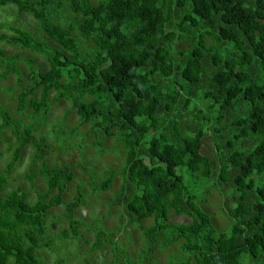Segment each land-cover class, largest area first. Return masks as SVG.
Wrapping results in <instances>:
<instances>
[{
    "label": "trees",
    "instance_id": "obj_1",
    "mask_svg": "<svg viewBox=\"0 0 264 264\" xmlns=\"http://www.w3.org/2000/svg\"><path fill=\"white\" fill-rule=\"evenodd\" d=\"M10 5L35 28L0 25V41L19 49L0 47V79L15 75L18 114L0 102V134L15 139L0 170V264H50L46 249L81 245L83 185L100 201L118 177L92 229V249L111 251L104 264H138L118 239L127 226L144 238L142 264H158L164 249L166 264H264V0H0ZM61 100L78 125L68 131L63 120L44 132ZM90 134L99 153L108 138L119 144L120 168L98 172L84 160ZM27 146L47 186L35 201L21 186L4 191ZM76 169L87 180L67 201ZM25 176L33 187L35 173ZM213 191L225 228L207 209ZM60 205L67 225L51 233L49 211ZM116 207V227L104 228ZM181 215L186 221L172 219ZM56 257L51 264L64 262Z\"/></svg>",
    "mask_w": 264,
    "mask_h": 264
},
{
    "label": "rangeland",
    "instance_id": "obj_2",
    "mask_svg": "<svg viewBox=\"0 0 264 264\" xmlns=\"http://www.w3.org/2000/svg\"><path fill=\"white\" fill-rule=\"evenodd\" d=\"M3 24H13V25H23L27 29H34L35 23L33 18L30 15L24 14L22 16H17L16 9L13 5L10 6H0V25ZM0 30H4L0 28ZM0 47L5 50L8 54H14L19 51L16 46L8 45L4 42L0 41ZM25 55L28 56L30 52L24 51ZM41 60L40 56L35 57V61L38 62ZM0 68V70H2ZM16 83V77L13 74L8 75V77L0 79V102L4 104V106L11 111V114L14 117H18V114L15 111V100L12 98L17 92V89L10 90L11 86H14ZM9 88V89H8ZM69 103L67 100H61L51 107V112L47 116V124L44 126L43 131H48L52 126H55L60 121L64 120V127L66 130H70L72 126L78 125V116L74 111H69ZM27 120V116L25 117ZM89 124L80 125L76 130V133L72 135L71 140L74 141V147H77L78 143H80V136H85L88 133ZM7 137L10 139V150L7 149L8 143L3 138ZM0 150L2 155H0V170H2L6 164L9 162L11 158V153L15 147V139L11 135L9 130H3L0 134ZM93 135L90 134L86 137L83 146L81 147L82 153L84 155V160L91 164V166L95 169V171L103 172L107 169H118L122 164V156L116 153V145L119 147V144L114 142L113 138H108L105 141V151L103 153L97 152L92 145ZM49 140V139H48ZM61 152L59 157V162L64 161L67 158V153ZM67 154V155H66ZM49 162H54L53 155H50ZM33 154L32 148L27 146L19 159V161L15 164V166L11 169V172L8 175V182L6 184V191L9 188H15L16 186H21L23 189L27 190L29 194V200L35 201L36 194L35 189L44 191L47 186L43 180V178L36 174V171L39 168L40 163L36 162L32 164ZM25 173H35V179L33 183V187H30V181L25 176ZM81 180L86 181V175H83L78 169H76V177L70 183L69 190L65 193L64 198L67 201H71L73 195L76 191V185ZM120 184V178H116L114 180L112 189L106 192H99L98 197L102 198L100 201L93 196V194L89 191L88 186L86 184L83 185L84 197L83 203L80 208L77 209L76 215L79 216L86 226H90L91 228H86L85 225L80 226V230L84 234L85 240L81 241V245L78 246L77 243H73L69 249L62 248L61 250L55 249L54 252L49 250H45L47 254L45 256V260L50 264L56 260V253H58L59 257L64 258V262L62 264H104L111 258V251L108 246H104L101 249H92V244L95 240V233L92 229L96 226L97 218H100L108 209V205L104 204L106 200H108L112 195L113 191L118 188ZM3 191V193H4ZM53 193V192H52ZM221 198L219 197L217 192H212L209 195V203L207 204V209L209 212L216 213V220L221 228H225L228 220L221 213L220 209ZM118 207L112 209L110 211V216L102 219V224L106 229H113L116 227L119 217V210L115 211ZM172 219L175 221H186V218L181 216H172ZM124 221V220H123ZM48 222L54 225H49V230L51 233H58L61 226H66L67 221L64 218V208L63 206H57L49 211ZM152 223V219H146L144 224L147 226ZM128 231L131 235L128 237L124 233ZM118 239L120 244L123 245L126 249V254L133 258L138 264H142L139 262V258L141 256V249L144 245V238L138 228L127 226L124 227V230L119 232ZM70 241V240H69ZM68 241V242H69ZM103 253V255H102ZM171 251L170 249L164 250H156L154 255V261L157 260L158 264H166V259L169 257Z\"/></svg>",
    "mask_w": 264,
    "mask_h": 264
}]
</instances>
